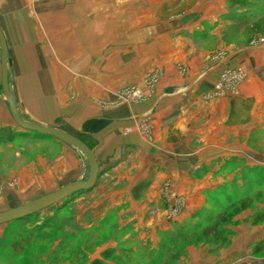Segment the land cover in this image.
<instances>
[{"label":"rangeland","instance_id":"obj_1","mask_svg":"<svg viewBox=\"0 0 264 264\" xmlns=\"http://www.w3.org/2000/svg\"><path fill=\"white\" fill-rule=\"evenodd\" d=\"M245 1L241 7L227 0H29L31 8L59 12L67 24L82 29L81 62L75 64L81 65L83 119L97 113V107L166 94L160 102L171 100L175 113H181L171 121L178 125L175 133L169 125L160 132L172 153H195L209 145L211 153L229 155L212 163L214 172L200 158L188 156L176 180L162 173L146 200L132 201L125 187L137 174L126 178L123 173L139 155L123 145L115 154L129 159L127 164L101 176L91 190L1 224L0 264H90L106 248H114L115 255L106 264H187L191 251L201 256L209 249L218 256L231 244L237 226L264 211V123L251 118V110L264 113V0ZM125 30L129 44H124ZM106 31L110 39L99 36ZM56 63L67 70L74 64ZM106 72L113 75V90L104 88ZM202 105L211 109L198 108ZM3 121L0 112V211L88 177V162L75 147L23 132L12 119L8 125ZM203 126L210 127L209 134L202 133ZM136 128L154 143L151 122L138 120ZM154 192L160 195L158 206L152 202ZM245 193L252 204L224 225L232 234L224 244L195 242L188 235L160 245V231L176 228L175 223H206L217 207ZM261 223L253 225L254 244L263 237ZM29 231L34 235L22 243L24 252L12 251V239ZM254 244L249 255L264 257V248L253 252Z\"/></svg>","mask_w":264,"mask_h":264},{"label":"crops","instance_id":"obj_2","mask_svg":"<svg viewBox=\"0 0 264 264\" xmlns=\"http://www.w3.org/2000/svg\"><path fill=\"white\" fill-rule=\"evenodd\" d=\"M29 3V0H0V28L5 38L9 58L8 85L21 118L41 125L57 127L93 148L100 172L96 182L101 176L107 178L120 166L127 164L129 159L115 154L120 147L124 145L128 149H135L139 160L137 164L129 165L128 171L123 173L126 178L129 173L137 174L125 187L132 201L146 200L162 173L174 175L173 180H176V175L180 172L179 165L186 166L184 159L188 156L191 157V160L200 158L204 163L203 167H210L208 170L216 171L217 168L214 166L216 164L212 163L225 159L229 155L228 152L218 150L211 153L209 145H204L194 151L195 153H172L170 146H167L169 141L165 144L162 140L161 129L169 125L170 133H175L178 125L172 124L171 121L179 119L181 114L180 112L175 113L177 112L176 103L173 104L171 100L160 102L161 96H166V94L132 104L120 103L97 107L99 110L97 113L90 114L83 119L81 65L75 64L81 62L82 29L79 25L67 24L59 12L55 13L50 10L41 12L35 7L31 8ZM53 14H58L57 18L49 16ZM129 34V30H125L123 38L127 41L124 44H129ZM102 35L110 39L111 34L106 31L99 36ZM97 36L95 33L94 38L97 39ZM70 46H73V53L67 52V50H71ZM76 46L78 47L77 52ZM52 54L56 57H53ZM43 61L45 65L42 63ZM56 61L63 63L71 61L74 64H71L67 70L64 66L57 65ZM105 74L107 75L105 77L107 85L104 88L113 90V75H108V72ZM253 82L254 79H251L249 85H253ZM208 83L209 80H206L207 87ZM170 91L176 92L177 86L170 87ZM198 108L201 110L211 109L208 105L206 108L203 105ZM0 112L5 117L3 124L8 125L12 117L2 93L1 82ZM263 114L251 110V118L260 120L262 123H264ZM142 119L143 121L148 120L154 125L153 134L156 138L154 143L146 141L136 128L137 121ZM203 127L202 133L209 134L210 127ZM126 128H130L132 131L124 133ZM22 131L30 132L37 138L52 139L67 146L54 137L24 129ZM193 167H188L187 171L192 170ZM119 179L115 180L119 181ZM143 180L148 182V186L139 198L134 199L132 188ZM114 195L117 198L120 197L118 192H115ZM159 196V192L152 194V202L155 206L159 205ZM193 204L196 208L199 202L195 201ZM235 216L233 219L236 218ZM253 225L245 222L243 225L237 226L235 236L233 235L231 238V244L225 249H220L218 256L210 253L209 249L202 252L201 256L190 250L191 257L186 263L258 264L261 262L264 264V257L249 255L252 252L250 246L255 243L253 234L255 227ZM242 257L246 259L241 260Z\"/></svg>","mask_w":264,"mask_h":264},{"label":"water","instance_id":"obj_3","mask_svg":"<svg viewBox=\"0 0 264 264\" xmlns=\"http://www.w3.org/2000/svg\"><path fill=\"white\" fill-rule=\"evenodd\" d=\"M9 65L8 50L4 35L0 28V82L5 101L15 124L26 131H33L40 135L54 137L61 142L75 147L85 157L89 165V174L85 180H75L62 185L61 187L30 199L22 204L0 211V225L9 223L26 216L36 214L42 209L50 208L62 204L74 194L83 190H91L99 177V166L97 164L94 150L79 138L57 128L45 126L31 121H26L20 117L16 110L15 101L8 85L7 69Z\"/></svg>","mask_w":264,"mask_h":264},{"label":"trees","instance_id":"obj_4","mask_svg":"<svg viewBox=\"0 0 264 264\" xmlns=\"http://www.w3.org/2000/svg\"><path fill=\"white\" fill-rule=\"evenodd\" d=\"M231 5L245 6L247 3L245 0H227ZM147 181H140L132 188V196L134 199L139 198L140 194L147 188ZM252 197L248 194H240L236 199L227 200L221 207H217L215 211H212L205 220L206 223L199 221L196 225L190 227H184L180 223H175L176 228H172L169 231H163L160 233V245L165 244L167 241L171 244L176 243L178 240L185 236H193L195 242H206L210 244L222 245L227 242L229 231L224 227L225 224L230 223L233 216L246 209L252 204ZM264 221V211H260L254 214V219L251 221L252 224H258ZM33 232L29 231L26 235H18L12 239L9 246L12 251L24 252L23 244L29 242L33 237ZM20 244V245H19ZM22 246V247H21ZM264 248V235L258 243L254 245L253 252L259 253ZM151 251L145 253V258L149 259ZM114 255V248H106L100 252L99 258H94L90 264H106L105 260ZM115 256V255H114ZM113 256V257H114ZM179 254L177 255V258ZM116 258V257H115ZM141 264V263H136Z\"/></svg>","mask_w":264,"mask_h":264}]
</instances>
